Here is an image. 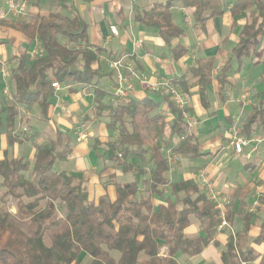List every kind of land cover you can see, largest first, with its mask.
<instances>
[{
	"label": "trees",
	"instance_id": "16d2710c",
	"mask_svg": "<svg viewBox=\"0 0 264 264\" xmlns=\"http://www.w3.org/2000/svg\"><path fill=\"white\" fill-rule=\"evenodd\" d=\"M174 1L156 4L136 17L141 26L157 29L166 43L183 34L171 21ZM179 1L193 10V20L201 27L226 11L232 17L243 12L249 16L231 57L214 77V60L199 58L177 80L166 79L171 86L188 96L197 88L204 100L214 79L218 93L223 94L232 60L240 62L252 51L261 59L264 84V0H234L228 10L223 0ZM4 24L39 48L33 60L29 54L17 58L8 74L9 98L0 95V135L7 137L8 145L32 139L19 131L21 109L37 108L40 120H48L53 83L93 88L94 118L107 119L109 131L115 134L105 144L108 160L123 175L137 173L143 180L114 182V199L95 205L88 201L80 180L53 170L71 152L69 139L61 134L36 146L32 164L5 156L0 160V264H80L82 255L88 264H180L178 255L195 257L209 244H216L221 220L207 192L192 180L172 182L169 178L167 151L179 160L201 156L184 118V114L191 116L190 108H178L159 90L140 99L112 102L99 85V50L88 44L87 24L78 16L50 13ZM256 41L261 42L257 51ZM173 51L175 58L187 53L181 46ZM262 96L264 85L258 104L241 127L246 137L264 124ZM259 202L264 205V196ZM229 213L226 206V219ZM191 220L200 227L196 237L186 235ZM248 229L247 224L227 243L221 254L223 264H264V252L242 247ZM263 240L264 221L253 244Z\"/></svg>",
	"mask_w": 264,
	"mask_h": 264
},
{
	"label": "crops",
	"instance_id": "0c3cea01",
	"mask_svg": "<svg viewBox=\"0 0 264 264\" xmlns=\"http://www.w3.org/2000/svg\"><path fill=\"white\" fill-rule=\"evenodd\" d=\"M168 0H28L26 18L36 15L46 16L57 13L62 16H78L87 24L88 44L97 50L100 69L99 85L109 94L112 102L113 87L117 83L116 74L109 69V62L120 60L121 74L130 77L132 69L138 79L132 78L129 99H140L152 95L150 86L162 80H177L181 74L199 58H212L216 75L239 41V34L246 23L249 12L232 17L228 11L207 20L203 26L195 24L190 8L183 7L176 0L170 8L171 21L183 31L181 37L165 42L152 27L141 26L136 17L150 10L156 4H166ZM234 0H223L226 10ZM7 10V0H0V12ZM14 21L10 17L0 20V89L5 86L9 69L16 65L17 58L30 54L37 48L21 33L4 22ZM256 51L261 42L256 41ZM181 46L186 54L175 58L173 49ZM2 66L5 72L1 73ZM9 70V71H8ZM8 71V72H7ZM261 59L255 51L231 62L227 74V84L223 94L218 93V83L212 80L207 87L204 100L197 88L190 90V113L194 120L191 129L201 152L193 160L181 159L169 173L172 182L180 179L192 180L200 189L209 194L218 192L229 202L228 226L220 228L216 244H209L200 255L187 258L177 256L180 264H223L221 254L229 241H234L244 226L248 232L242 247H252L256 252H264V240L254 245L264 221V205L259 198L264 196V124L252 135L246 137L241 127L258 102L263 90ZM140 80L146 81L142 84ZM51 98L47 121H41L37 108L21 110L19 131L26 128L31 141L8 145L7 137L0 135V160L5 156L33 163L36 146L43 145L57 134L68 138L71 152L63 160L65 172L80 180L83 188L100 190L108 201L115 197L113 184L141 183L137 173L123 175L108 160L105 144L113 141L115 134L109 131L105 118L95 119L96 104L93 88H76L71 84L60 85ZM264 105V96L261 97ZM106 104V100H103ZM68 111V115L64 114ZM235 129V131L233 130ZM84 135V139L80 135ZM236 136L248 141L240 153L232 145ZM87 193V192H86ZM88 195V194H87ZM226 216V215H225ZM250 216V217H249ZM200 234L197 222L191 220L186 235Z\"/></svg>",
	"mask_w": 264,
	"mask_h": 264
},
{
	"label": "built area",
	"instance_id": "2783aa9c",
	"mask_svg": "<svg viewBox=\"0 0 264 264\" xmlns=\"http://www.w3.org/2000/svg\"><path fill=\"white\" fill-rule=\"evenodd\" d=\"M27 8H28V0H7V10L5 12H0V20H5L8 17L15 21H21L26 18L27 15ZM39 53V48L37 46L30 54V60H33L35 56ZM109 69H111L117 77V83L113 87V98L117 101L123 102L128 99V92L132 89L131 85L128 84V77H125L121 74V70L123 68L120 60H115L109 62L108 65ZM5 72V67L2 66L1 73ZM129 76H135V72L132 69L128 70ZM144 80H140L142 84H146L143 82ZM52 88L54 90H59L61 86L58 83H53ZM150 90H159L165 95H169L172 102L178 108H189L190 105V98L185 94L182 93L180 90L171 86L169 82L166 80H162L156 85L150 86ZM4 97L9 98V94L6 91H2L1 93ZM184 118L187 122V125L190 129L194 126V120L189 114H184ZM27 129L23 128L22 131L26 132ZM235 131V129L233 128ZM84 138V135H80V138ZM264 138V135H263ZM248 143L247 140L239 138L236 136V139L233 140L232 145L235 149V152L240 153L243 146ZM168 154V165L172 161V164H175L179 161V158L167 151ZM171 160V161H170ZM209 199L214 204V209L218 211L219 218L221 220L219 224V229L228 226L225 220V207L229 205L228 200L223 198L221 194L218 192L211 191L208 194Z\"/></svg>",
	"mask_w": 264,
	"mask_h": 264
},
{
	"label": "rangeland",
	"instance_id": "374dc122",
	"mask_svg": "<svg viewBox=\"0 0 264 264\" xmlns=\"http://www.w3.org/2000/svg\"><path fill=\"white\" fill-rule=\"evenodd\" d=\"M10 70V69H9ZM8 70V71H9ZM7 71V72H8ZM8 74H9V72H8ZM132 78H135V79H138L137 78V76H130L129 78H128V84H130L131 85V87H132V84H131V79ZM4 82H5V86H4V88L3 89H0V95H1V93H2V91H6L8 94H10L11 93V91H12V88H11V84L8 82V75H6V78H5V80H4ZM144 83H146V81H143ZM145 85V84H144ZM114 93L112 92V96H114L113 95ZM188 96V95H187ZM189 97V96H188ZM190 98V97H189ZM120 102V101H119ZM21 110H23V109H21ZM25 111H27V110H25ZM21 112V111H20ZM64 114H66V115H68L69 113H68V111H64ZM20 116H21V113L19 114V118H20ZM19 118H18V120H19ZM18 122V121H17ZM26 129V128H25ZM26 131H28V130H26ZM82 139H84L83 137H82ZM166 157H167V160H168V154H167V152H166ZM171 161V160H170ZM179 162V161H178ZM177 162V163H178ZM177 163H175V164H177ZM175 164H172V161L170 162V165H169V167H170V169L172 170V168L175 166ZM70 165V164H69ZM69 165H65L64 167H63V165L62 164H60V162H56L55 164H54V166H53V170L54 171H60L61 169H67L68 168V166ZM86 192H87V194H88V201L89 202H91V203H93V204H95V205H100L101 204V202H107L109 199L108 198H106V194H104V193H102L100 190H98L97 189V191H95V189H93L92 191L91 190H89V189H87L86 188ZM113 256H117V254L116 253H113L112 254ZM89 263V259L86 257V256H84V255H82L81 256V260H80V264H88Z\"/></svg>",
	"mask_w": 264,
	"mask_h": 264
}]
</instances>
